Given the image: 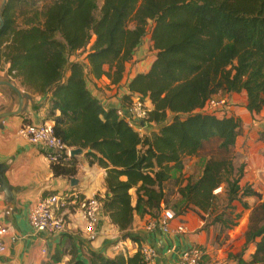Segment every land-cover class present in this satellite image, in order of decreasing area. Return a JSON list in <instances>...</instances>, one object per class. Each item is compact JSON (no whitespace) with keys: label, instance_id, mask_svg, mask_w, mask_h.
Instances as JSON below:
<instances>
[{"label":"trees","instance_id":"1","mask_svg":"<svg viewBox=\"0 0 264 264\" xmlns=\"http://www.w3.org/2000/svg\"><path fill=\"white\" fill-rule=\"evenodd\" d=\"M0 14V67L49 102L58 139L106 171L107 191L97 199L122 239L140 244L131 234L135 216L157 218L166 209L197 214L202 230L214 228L218 248L250 211L236 258L264 264V199L242 186L244 157L235 149L242 120L203 111L219 95L241 93L249 113L264 110V0H0ZM148 37L155 60L127 82L124 97L127 105L135 96L152 105L146 124L156 131L141 136L89 84L105 77L120 85ZM77 54L82 61L72 60ZM212 142L217 148L204 154ZM191 159L202 172L186 183L177 178L173 197L167 187ZM76 162L61 160L52 171L73 177ZM248 198L258 202L251 207ZM249 245L255 252L244 262ZM72 264L146 263L138 250L114 258L92 252L88 263Z\"/></svg>","mask_w":264,"mask_h":264},{"label":"crops","instance_id":"2","mask_svg":"<svg viewBox=\"0 0 264 264\" xmlns=\"http://www.w3.org/2000/svg\"><path fill=\"white\" fill-rule=\"evenodd\" d=\"M150 45L151 41L148 37L134 57V62L128 65L129 73L120 85H112L105 77L93 80L89 84L90 91L105 109H126L124 97L128 94L127 82L137 74L146 73L155 60L154 53L149 52ZM83 57V55L73 56L72 60L82 61ZM8 67V65L0 67L2 71L7 70L5 74L0 71V83L5 81L15 83L8 75ZM16 85L22 92L30 94L33 102L27 100L24 113L5 118L0 128V171H3L8 186V188L2 187L6 191L0 186V225L9 229L4 237L6 252L0 255V264H72L75 260L88 263L92 252L107 258H114L118 254L133 255L139 250L140 244H149L157 250L158 258L155 264H178L179 254L193 246L207 250L208 256L204 264H238L236 256L245 248L244 234L250 211L244 212L242 223L229 232L230 238L222 242L218 248H214L213 245L214 228H210V231L202 230L204 222L194 212L177 216L172 221L173 226L183 224L188 228V232L181 235H167L159 230L148 232L146 225L152 219L148 216L141 218L136 215L131 234L140 239V244L130 239H122L118 227L114 226L102 211L96 233L93 235L85 232L79 213L72 209L64 233L55 236L36 233L29 224V215L41 199L56 194L71 196L76 193L86 197L103 198L107 191L106 171L97 165L90 166L85 156L86 152L83 151L82 155L76 157L75 176H55L52 164L46 159L47 149L30 144L17 134L24 124L38 125L51 122L47 119L49 102L40 96L28 93L22 85ZM0 93L6 102L0 104V114L19 109L18 97L9 87L0 85ZM219 97L225 98L228 106L217 116L223 117L224 114L227 117L235 116L243 123L242 134L235 147L244 157L245 173L241 184L251 186L264 199V110L260 114L249 113L245 108V93L225 94L215 98ZM145 101L151 109L150 101L148 99ZM152 131L156 129L150 125L145 126V134ZM196 162L201 163L202 172L203 163L199 159H194L191 164ZM187 169L182 173H174L176 179L167 187L173 193V197H178L177 178L179 181L184 179L186 183L191 177V175L181 176L187 173ZM131 194L134 192L132 191ZM247 202L253 207L258 201L256 198H248ZM43 250L47 253L44 254ZM169 250L171 252L168 253ZM254 252L255 246L249 245L242 254V260L250 262Z\"/></svg>","mask_w":264,"mask_h":264},{"label":"built area","instance_id":"3","mask_svg":"<svg viewBox=\"0 0 264 264\" xmlns=\"http://www.w3.org/2000/svg\"><path fill=\"white\" fill-rule=\"evenodd\" d=\"M225 100L213 98L208 101L204 112L218 115L225 109ZM150 109L145 100L135 96L126 106V109L117 110V115L126 119L130 126L134 127L143 136L148 113ZM224 111V110H223ZM18 136L30 144L43 146L47 149L46 159L51 164L59 163L61 160L68 161L71 158V150L60 139L55 136L53 122L42 124H24L18 130ZM70 209L79 213L85 226V232L89 235L96 233L99 224L101 204L97 197H81L79 193L68 196L67 194H56L41 199L31 210L29 224L36 233H45L50 236L60 235L66 231L67 218ZM175 215L171 210H164L157 218H152L146 225V230L152 232L159 230L167 235H181L188 232L183 224L172 225ZM9 229L0 225V255L6 252L4 237ZM139 252L146 264H155L158 258L157 250L149 245L142 244ZM171 250L168 251V253ZM46 254L47 251L43 250ZM208 252L199 246H193L181 252L178 257V264H204Z\"/></svg>","mask_w":264,"mask_h":264},{"label":"water","instance_id":"4","mask_svg":"<svg viewBox=\"0 0 264 264\" xmlns=\"http://www.w3.org/2000/svg\"><path fill=\"white\" fill-rule=\"evenodd\" d=\"M4 26V21L3 18L0 14V30L3 28ZM0 85L2 86H6L9 87L18 97L19 100V109L17 111H6L0 114V128H2V123L4 121L5 118L10 117V116H14V115H20L22 113H24V111L26 110V102L27 100H31L33 102V99L31 97L30 94H26L25 92H22L20 90V88L13 82L11 81H5V82H1ZM83 154V150L82 149H72L71 150V157H77ZM0 186L1 189L3 191H6V189H3L2 187H6L8 188L4 177H3V171H0Z\"/></svg>","mask_w":264,"mask_h":264},{"label":"rangeland","instance_id":"5","mask_svg":"<svg viewBox=\"0 0 264 264\" xmlns=\"http://www.w3.org/2000/svg\"><path fill=\"white\" fill-rule=\"evenodd\" d=\"M81 54H77L76 56L78 57V56H80ZM134 66V65H133ZM3 74H5L6 72H7V70H5V71H2V70H0ZM12 80L16 83V84H18L19 86H21V84H20V82L18 81V80H14L13 78H12ZM222 96V95H221ZM216 99H218V100H225V102H226V106H228V101L225 99V98H222V97H219V98H216ZM5 101V98H4V96L0 93V104H2V103H6V102H4ZM225 111V109H222V111ZM222 111H220V112H222ZM223 116H226V114H224ZM217 148V142H212L211 144H208L207 146H206V149H205V153L204 154H210V153H212L213 151H215V149ZM194 159H191L190 160V162H189V164H188V169H187V173L186 174H183L182 176L184 177V175L185 176H187V175H191V177H197V176H199L200 175V173H201V163L200 162H196L195 164H191L192 163V161H193ZM185 169V170H186ZM184 170V171H185ZM184 180V179H183ZM172 183H174V182H171L168 186H171L172 185ZM173 191V190H172ZM81 197H86V196H81ZM94 196H92V197H87V198H93ZM249 215H250V213H249ZM244 216H245V213L243 214V217H242V219L240 220V223H239V225L242 223V221L244 220ZM249 217V216H248ZM248 221H249V219H248ZM230 237H229V233H228V239H229ZM227 239V240H228Z\"/></svg>","mask_w":264,"mask_h":264}]
</instances>
